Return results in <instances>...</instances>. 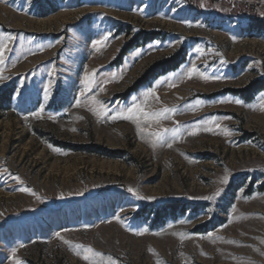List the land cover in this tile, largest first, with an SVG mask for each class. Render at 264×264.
I'll return each mask as SVG.
<instances>
[{
	"label": "rangeland",
	"instance_id": "374dc122",
	"mask_svg": "<svg viewBox=\"0 0 264 264\" xmlns=\"http://www.w3.org/2000/svg\"><path fill=\"white\" fill-rule=\"evenodd\" d=\"M253 21L264 0H0V41L16 37L0 66V264L13 251L88 264L65 240L116 264H264V89L245 100L264 83ZM149 89L146 111L177 112L143 132L111 118ZM162 128L178 135L153 147ZM173 205L185 215L166 216Z\"/></svg>",
	"mask_w": 264,
	"mask_h": 264
},
{
	"label": "snow or ice",
	"instance_id": "6c2138e0",
	"mask_svg": "<svg viewBox=\"0 0 264 264\" xmlns=\"http://www.w3.org/2000/svg\"><path fill=\"white\" fill-rule=\"evenodd\" d=\"M16 39V37H13L11 35H9L8 37H6L3 41H0V66H3L5 64V56L6 53L11 51V49L9 48V43H11L12 41H14ZM102 42L101 41H97L96 44L94 45V47H97L98 45H100ZM197 51H201L200 49H197ZM197 71L195 66H192L191 71L188 72V76L189 78H191L192 74L195 73ZM95 72L92 73L91 76H85V90L82 91L80 93L81 96L85 95V91L87 92H91L93 89V86L95 85ZM4 77L2 75H0V79H3ZM156 95V92L154 89H149L147 91H145L142 94V98H138V97H133L132 98V104L130 107H128L127 109L121 111V110H117L116 114L113 115L111 118L113 120L115 119H123V120H128V121H132L133 123H135L137 125V127L140 128V131L143 132L144 129L141 126V124L143 122H159L161 119H167L169 115H173L177 112L176 108H164L162 111L159 112H148L145 110V106L147 104V101L150 97H153ZM158 99V97H157ZM77 103L79 104L80 101H77ZM97 104H99V109L97 111V115L100 116H106L108 114L107 109L104 107V105L102 103H100L99 101H96ZM200 101H197V104H199ZM235 103L239 104L240 101H235ZM262 108H264V102H262L261 105ZM215 123V122H213ZM218 127V125H216ZM225 133H228V130L225 129L224 130ZM171 133V135L173 137H175L176 135H178V130L176 128H162L160 131H155V132H150L149 135L152 137V144L153 147H156L157 144H161L164 143L166 141V138L168 136V134ZM195 134V133H192ZM230 134V133H228ZM169 147H171V144H168ZM15 179L17 181L20 180L19 177H15ZM227 176L224 177L222 183H227ZM23 191H29L28 189H22ZM129 192H131L133 195H136V192L134 189L129 188L128 189ZM34 194V193H33ZM219 194V193H217ZM140 199H143V197H139ZM215 197H212V199H214ZM62 239V237H61ZM229 243H236L235 241H228ZM64 243L69 244L72 247H75L77 249H80L81 252L79 253L80 255H82V258L88 262V264H100V261L102 260H106L108 262V264H116V262L112 259V257H104V254L98 251L93 250L91 247H85L83 245H72L70 241L65 240ZM13 257H14V261L15 264H23L22 261L19 260H15V251H13Z\"/></svg>",
	"mask_w": 264,
	"mask_h": 264
},
{
	"label": "trees",
	"instance_id": "16d2710c",
	"mask_svg": "<svg viewBox=\"0 0 264 264\" xmlns=\"http://www.w3.org/2000/svg\"><path fill=\"white\" fill-rule=\"evenodd\" d=\"M253 23L255 25H257L258 27L264 28V23H262V22L253 21ZM143 37L144 38H142V45H145V44L151 43L152 41L156 40L158 38V35H155V34L146 35V34H144ZM130 48H132L131 45L123 51V54H126L128 52V50H130ZM184 63H185V59L183 57H180V56L174 57L171 60L163 62L156 69L153 70L154 72H156V75H151V74L148 75L151 77H145L144 82H140V84H138L136 86V88L130 90V92H136L137 89L143 87L146 80H147L146 78H154V77L156 78V77L164 76L170 72L178 70ZM263 89H264V83L257 82L255 84L251 85L248 88V91H250V97L246 98L245 100L248 102L251 101V99H252L251 96L253 94L263 90ZM228 92H230V91H228ZM234 93L238 94V92H234ZM243 93H245V92H243ZM68 148L74 149V150H80V151L87 152V153L99 154V155L106 156L109 158H117V156H118L117 154L107 153L106 150H104L103 148H99V147H93V148L92 147H85V148H70V147H68ZM166 212H167L166 216L170 214L169 216L172 215L175 218L177 212H180L181 216H184L186 213V209H184V207H182L181 205H173V206H169L166 209Z\"/></svg>",
	"mask_w": 264,
	"mask_h": 264
}]
</instances>
